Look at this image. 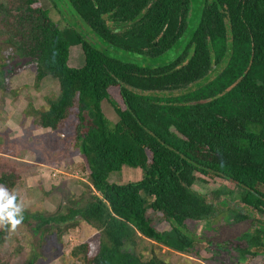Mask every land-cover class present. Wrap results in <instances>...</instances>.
Here are the masks:
<instances>
[{
    "label": "trees",
    "instance_id": "16d2710c",
    "mask_svg": "<svg viewBox=\"0 0 264 264\" xmlns=\"http://www.w3.org/2000/svg\"><path fill=\"white\" fill-rule=\"evenodd\" d=\"M65 1L109 47L148 57L176 44L189 9V0ZM0 37L24 60L10 73L0 68V90L17 71L33 66L35 85L47 76L58 86L44 109L33 110V124L57 132L73 119L68 145L81 157L87 182L69 198L65 213L25 211L22 221L32 234L53 230L58 238L77 220L95 229V252L78 244L71 255L80 257L72 264H161L135 252L143 238L187 252L193 237L186 220L214 214L212 204L191 189L196 181L217 177L234 183L241 202L264 215V0H202L183 49L154 67L114 59L80 36L72 38L82 65L69 66L73 40L39 0H0ZM103 99L116 115L112 123L101 112ZM11 160L0 156V184L9 190L19 180L16 169L28 168ZM122 165L138 168L140 178L109 182L108 175ZM157 219L168 229L157 230ZM9 228H0V243ZM255 231L253 237L245 232L237 238L244 247L230 239L221 242L225 252L235 250L233 263L242 261L249 246L254 247L249 254H264L262 230ZM34 261L29 255L22 264Z\"/></svg>",
    "mask_w": 264,
    "mask_h": 264
},
{
    "label": "rangeland",
    "instance_id": "374dc122",
    "mask_svg": "<svg viewBox=\"0 0 264 264\" xmlns=\"http://www.w3.org/2000/svg\"><path fill=\"white\" fill-rule=\"evenodd\" d=\"M39 4L47 10L49 17L58 28L63 30L65 37L73 40L68 47L69 66L82 65V53L79 45L72 38L80 36L93 48L114 59L142 67H154L169 62L183 49L198 21L202 0H189L186 24L182 34L173 47L155 57L109 47L76 16L65 0H39ZM13 50L14 44L0 37V68L2 67L3 73H10L14 66H19L24 61L14 57ZM214 69L209 70L208 78L213 76ZM20 75L19 79L14 77L8 79L18 87L10 96L5 94L9 91L6 87L0 90V103L7 97L10 102L18 101L24 106L22 113L28 121L23 130H20L19 137L11 138L9 143H4V146L8 153H18L21 148L25 149L26 156H30L29 160L40 164H53L57 170L54 172L52 169H46L42 172L38 169L34 175H36L37 184H40L39 187L35 185L34 179H31L27 186L24 181L18 180L12 191L20 196L24 212L63 214L69 206V198L78 196L82 191L83 183L87 182V171L81 157L68 145L73 119L70 116L64 128L57 132L36 127L32 122L33 110L44 109L46 98H54L57 95L58 86L47 76L35 85L34 68L30 65L26 66ZM199 81L200 79L194 84ZM100 109L108 121L111 123L116 121V115L106 100H101ZM51 150H58L57 154L61 158H57V161L60 166L54 162ZM140 176L141 172L138 168L122 165L118 172L110 173L107 180L120 184L135 181ZM191 189L203 195L205 200L214 207V214L208 220H186V229L193 237L192 248L180 253L143 238L136 241L135 252L144 259L156 257L161 264H221L215 260L220 256L230 260L228 264H264L263 253L249 254L254 247H247V251L242 255V261L233 263L232 256L236 255L235 250L230 248L225 252L223 246H220L221 242L230 239L244 247L246 243L237 238L245 232L253 237L257 228H261L262 233H258V236L264 242V215L241 202L239 198L241 189L234 183L217 177L205 179V182L196 181ZM42 190L48 193L43 194ZM149 215L155 218L151 212ZM154 223L159 231L168 229L167 223L161 219L155 220ZM97 239L98 232L80 220H77L73 227L62 231L59 238L53 230L32 234L29 227L21 223L15 230L9 228L4 240L0 243V264H22L29 255L35 256L33 264H72L80 257L79 254L76 257L71 255L72 248L78 244L87 243V253H94L97 248ZM212 255L216 258H212Z\"/></svg>",
    "mask_w": 264,
    "mask_h": 264
},
{
    "label": "crops",
    "instance_id": "0c3cea01",
    "mask_svg": "<svg viewBox=\"0 0 264 264\" xmlns=\"http://www.w3.org/2000/svg\"><path fill=\"white\" fill-rule=\"evenodd\" d=\"M13 58V57H11ZM22 68L20 69L16 74L12 75L9 79H12V77H14L15 79H19L21 77V73L23 71ZM7 86L6 89L9 91H6L5 94L8 96H10L11 93L14 92V89L18 88L16 86L13 85V82H7ZM41 85V83H40ZM39 85V86H40ZM5 95V96H6ZM19 99V97H17ZM24 109V106L21 105L18 101L16 102H10L9 97H7L6 99L4 98V101L2 103H0V156L3 157H7L9 158L12 162L17 163L18 162H22L24 164H26L28 166V168L25 166L24 169H16L15 164H13V168L17 170H19V172L17 171V173L19 174V180H21L22 182L24 181V183H26L25 185L27 186V183L31 182V179H36V175H34L35 171H37L38 169H40V171L44 172L46 171V169L49 170H57L55 168H57L56 166H54L53 164H40L36 161L33 160H29L30 156H26L25 154V149L21 148V151H19L18 153H8L6 147L4 146V143H9L11 138H18L19 134H20V130H23V127L26 123V117L25 115L22 113ZM65 149V148H64ZM52 151V155H53V160L56 163V165L60 166L57 158H61L59 157V155L57 154V151L51 150ZM56 154V156H55ZM60 160V159H59ZM19 166V165H18ZM41 167V168H40ZM45 169V170H43ZM5 169H2V171ZM54 175V173H52ZM51 174V175H52ZM36 182V180H35ZM37 187H39V185L36 184ZM45 192V190H42ZM18 197V201L20 202V196L17 194Z\"/></svg>",
    "mask_w": 264,
    "mask_h": 264
},
{
    "label": "clouds",
    "instance_id": "9594fccd",
    "mask_svg": "<svg viewBox=\"0 0 264 264\" xmlns=\"http://www.w3.org/2000/svg\"><path fill=\"white\" fill-rule=\"evenodd\" d=\"M24 205L18 202L15 191L0 184V228L15 230L24 219Z\"/></svg>",
    "mask_w": 264,
    "mask_h": 264
}]
</instances>
